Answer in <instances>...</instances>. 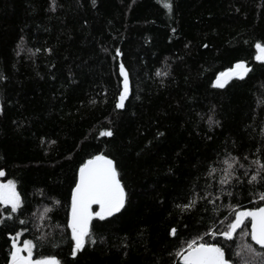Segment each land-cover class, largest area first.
I'll return each mask as SVG.
<instances>
[{"label":"trees","instance_id":"16d2710c","mask_svg":"<svg viewBox=\"0 0 264 264\" xmlns=\"http://www.w3.org/2000/svg\"><path fill=\"white\" fill-rule=\"evenodd\" d=\"M257 43L264 0H173L171 13L161 0H0V178L23 201L15 213L0 203V264L17 232L33 259L60 264H183L176 253L192 240L223 248L231 264H264L249 219L232 240L220 235L236 210L264 206V182H247L253 161L264 164ZM238 62L251 69L244 79L215 87ZM121 63L129 93L118 108ZM99 154L115 161L128 200L94 216L96 243L74 257L71 193ZM231 157L240 182L221 186Z\"/></svg>","mask_w":264,"mask_h":264},{"label":"snow or ice","instance_id":"6c2138e0","mask_svg":"<svg viewBox=\"0 0 264 264\" xmlns=\"http://www.w3.org/2000/svg\"><path fill=\"white\" fill-rule=\"evenodd\" d=\"M162 6L169 12L173 10V0H161ZM95 4V0H93ZM175 31V29H173ZM207 47V45H205ZM256 59L264 62V44L257 43ZM50 51V50H49ZM119 55V49L116 50ZM120 73L123 75V91L119 96L118 108H123L124 101L129 92L128 73L123 65L119 66ZM237 78L244 79L251 69H249L244 62H238L235 65ZM232 70L229 72H222L216 78L214 86L224 88L228 83V78ZM160 74L159 72L157 73ZM166 75V73H165ZM2 111V109H0ZM212 121L210 120V123ZM218 123V122H217ZM113 133L107 131L102 135L111 136ZM161 135H163L161 133ZM231 160V162H230ZM238 162L237 158L231 157L223 161L226 165L222 169L220 178L221 186L231 184L233 180L239 181V177L235 176V164ZM258 164V169L255 175L251 176L248 183L264 182V164L259 161H253ZM243 167V165H240ZM217 169L211 168L209 176H214ZM247 174V173H245ZM4 172L0 171V176ZM258 177L260 178L258 181ZM230 195V194H229ZM206 199V197H204ZM261 201H264V193L259 194ZM128 200V193L125 190L124 184L121 182L120 173L117 170L116 163L109 157L99 154L85 161L79 168V178L72 190L71 197V215L68 227L71 229V239L74 241V249L72 255L75 257L78 252L85 249L89 242L95 244L96 240L93 238L90 224L92 219L98 217L100 220H105L107 217H113L120 213ZM195 199L188 204L183 205V209L188 210L195 204ZM0 203L9 205L13 213L20 211L23 206V201L20 194L16 191L15 183L8 181L7 184L0 183ZM59 203V202H57ZM214 203V201H213ZM98 205L99 211L93 212L92 206ZM50 209H45V212ZM251 219V239L264 248V207H257L255 209L236 210L233 221L229 224L228 230L220 233L225 240H232L236 230L241 227L246 219ZM3 223V221H0ZM21 224L24 221H20ZM176 229L171 230V235L175 236ZM22 233L17 232L13 237L12 251L10 253V264H60L56 257H44L40 259H33V249L35 244L31 240H25L22 243H17L16 237L21 236ZM250 247V246H249ZM25 253H27L25 255ZM183 260V264H231V261L225 258V251L223 248L215 244H205L192 240L187 243V247L181 249L176 253ZM239 255V253H236ZM264 255V253H258Z\"/></svg>","mask_w":264,"mask_h":264},{"label":"water","instance_id":"95a60500","mask_svg":"<svg viewBox=\"0 0 264 264\" xmlns=\"http://www.w3.org/2000/svg\"><path fill=\"white\" fill-rule=\"evenodd\" d=\"M229 70H232V72H231V74H230V76H229V78H228V82L230 81V80H232V79H234L235 77H237L236 76V73H237V71L238 70H236L235 69V66L233 67V68H231V69H228V70H226V71H224V72H229ZM129 93V92H128ZM105 156H107V155H105ZM107 157H109V156H107ZM110 159H112L111 157H109ZM113 160V159H112ZM78 178H79V172H78ZM78 178H77V181H78ZM122 182V181H121ZM0 183H2V184H7L5 181H3L1 178H0ZM75 187V186H74ZM73 187V188H74ZM73 190V189H72ZM71 197H72V193H71ZM94 206H98V205H93L92 206V211H93V207ZM261 207H264V206H261ZM98 208H99V206H98ZM123 210V209H122ZM121 210V211H122ZM247 210V209H246ZM94 212V211H93ZM118 214V213H117ZM70 215H71V208H70V213H69V220H70ZM116 215V214H115ZM107 218H110V217H107ZM250 219V218H249ZM93 220V219H92ZM91 223H92V221H91ZM90 227H91V224H90ZM250 233H251V219H250ZM255 244H256V242L255 241H253ZM258 245V244H257ZM258 246H260V245H258ZM261 247V246H260ZM180 261L183 263V260H182V258L180 257Z\"/></svg>","mask_w":264,"mask_h":264},{"label":"rangeland","instance_id":"374dc122","mask_svg":"<svg viewBox=\"0 0 264 264\" xmlns=\"http://www.w3.org/2000/svg\"><path fill=\"white\" fill-rule=\"evenodd\" d=\"M8 181H12V180H8ZM8 181H6V183H8ZM5 205V204H4ZM16 241L17 243H22V241L20 240V236L19 237H16ZM27 253H25L26 255ZM11 259V258H10ZM35 260V259H34Z\"/></svg>","mask_w":264,"mask_h":264}]
</instances>
